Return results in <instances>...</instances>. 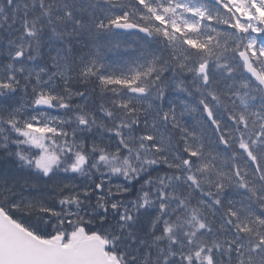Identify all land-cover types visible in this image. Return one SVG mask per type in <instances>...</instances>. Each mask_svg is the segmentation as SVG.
Listing matches in <instances>:
<instances>
[{
	"label": "snow or ice",
	"instance_id": "snow-or-ice-1",
	"mask_svg": "<svg viewBox=\"0 0 264 264\" xmlns=\"http://www.w3.org/2000/svg\"><path fill=\"white\" fill-rule=\"evenodd\" d=\"M0 264H264V0H0Z\"/></svg>",
	"mask_w": 264,
	"mask_h": 264
}]
</instances>
